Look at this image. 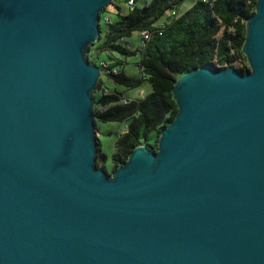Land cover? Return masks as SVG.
Listing matches in <instances>:
<instances>
[{"label": "water", "instance_id": "water-1", "mask_svg": "<svg viewBox=\"0 0 264 264\" xmlns=\"http://www.w3.org/2000/svg\"><path fill=\"white\" fill-rule=\"evenodd\" d=\"M112 0H0V264H264V0L250 71L175 82L154 149L97 166L89 60Z\"/></svg>", "mask_w": 264, "mask_h": 264}, {"label": "trees", "instance_id": "trees-1", "mask_svg": "<svg viewBox=\"0 0 264 264\" xmlns=\"http://www.w3.org/2000/svg\"><path fill=\"white\" fill-rule=\"evenodd\" d=\"M130 0H112V3L129 2ZM135 3L138 0H134ZM257 0H197L187 11L174 19L162 30V34L154 32L145 48L132 51L125 43L135 32L154 31L155 25L168 10H178L184 0H151L143 7L136 5L115 22H108L106 40L98 53L107 51L114 59L113 53L124 56L140 51L141 77L134 78L123 71L112 73L123 61L112 63L110 73L113 80L128 88H136L149 80L152 92L144 99L121 103V94L106 93L99 99V104L109 106L95 116L102 123L129 121L128 130L119 133L115 152L112 154L113 172L126 163L135 148L148 145L157 148L161 131L174 120L178 106L173 98L172 89L176 80L183 74L201 67L211 66L218 70L233 67L243 73L250 71L243 45L247 35V21L255 14ZM119 13L121 8L118 6ZM106 11V10H105ZM92 51V49H91ZM96 53V54H98ZM95 54V55H96ZM90 54L89 60L91 61ZM100 59L93 61L96 65ZM92 62V61H91ZM147 75V78L144 77ZM102 90V80L98 84ZM95 120V129L98 125ZM153 133L157 136L151 139ZM97 166L107 171L108 155L102 149L97 136ZM109 173V172H108Z\"/></svg>", "mask_w": 264, "mask_h": 264}, {"label": "rangeland", "instance_id": "rangeland-1", "mask_svg": "<svg viewBox=\"0 0 264 264\" xmlns=\"http://www.w3.org/2000/svg\"><path fill=\"white\" fill-rule=\"evenodd\" d=\"M195 0H184V3L182 6L175 10L179 13H184L187 11ZM197 1V0H196ZM151 2V0H138L136 2V5L139 7H143L146 3ZM118 6L121 8V13H119ZM130 11L129 6L126 2H119L115 5V3H111L106 11H104L101 16V30L102 34L98 42L91 45L90 50L96 51V53L99 52V49L104 45L106 40V33H107V27L108 23L105 20V15H107L112 22L118 21L120 19V15H125ZM172 13V10H168L165 14V16L162 18L164 20L168 16H170ZM127 42L130 45V48L132 51H136L140 48L142 37L139 32H135L130 38L127 39ZM97 55L100 59L106 60L109 63H113V58L110 57L109 52L104 51L101 53H98L94 56H92L90 59L91 61L97 60ZM113 56L116 58H121V60L124 62V65H117L116 68L120 70V72H124L126 75L134 78H140L141 77V68H140V61H141V52L138 51L136 54H132L129 56H124L119 52H114ZM102 89H105L108 93H119L121 96L125 97L129 100H139L144 99L146 96L151 94L152 92V85L150 84L149 80H146L143 82V84L136 88H128L122 84L116 83L113 78L109 77L107 74H103L102 76ZM101 90H96L94 93L95 98V104H94V114L95 111L99 112L100 104L99 99L102 96ZM95 120L98 119L95 116ZM130 122L126 121L123 123L118 122H109V123H102L100 121H97L98 129L96 132V135L100 138L102 143V149L104 153L108 155V162H107V171L112 174L113 173V163L111 161L112 154L115 152L116 149V143L119 139V133L123 131L125 126H127ZM157 134L153 133L151 136V139L154 140L156 138Z\"/></svg>", "mask_w": 264, "mask_h": 264}, {"label": "built area", "instance_id": "built-area-1", "mask_svg": "<svg viewBox=\"0 0 264 264\" xmlns=\"http://www.w3.org/2000/svg\"><path fill=\"white\" fill-rule=\"evenodd\" d=\"M203 1H204V2H209V0H203ZM127 5L129 6V9H130V10H134L135 7H136V3H135L134 0H130L129 2H127ZM181 14H182V13H179V12H177V11H175V10H172V13H171L170 16H168V17L165 18L164 20L161 19V20L155 25V28H156V29H155L154 31L145 30V31H141V32H139V33L141 34V37H142V42H141L140 48H145V47L147 46V43H148V41L151 39V37H152V35L154 34V32H158L159 34H162V30H163V28H165L168 24H170L174 19L178 18ZM164 16H165V15H164ZM104 17H105V20H106L107 23H108V22H112V21L110 20V18H109L107 15H105ZM101 18H102V16H101ZM120 43L124 44L127 48H130V45L127 44V43H125V40H124V39L120 40ZM90 54H91L92 56H94V55L96 54V51H94V50L91 51V50H90ZM113 60H114L113 63H117V62H119V61H122L121 58H116V59H115V57H114ZM123 65H124V64H123ZM98 66H99L100 69H101V78H100V80H102V76H103V74L110 73L111 70L108 71V69H110L111 63H109V62L106 61V60H101V61L99 62V64H98ZM112 73H114V74L117 75V74L120 73V70H118L116 67H114V68L112 69ZM144 77L147 78V75H144ZM101 91H102V94H106V93H108V92H106L105 89H102ZM131 101H132V100L126 99L125 97L122 96L121 103H123V104H127V103H130ZM108 107H109V106H102V105H100V109H99V111H100V112H103V111H105ZM127 130H128V126H125V128L123 129V131L120 132V135H121V134H124L125 132H127Z\"/></svg>", "mask_w": 264, "mask_h": 264}, {"label": "crops", "instance_id": "crops-1", "mask_svg": "<svg viewBox=\"0 0 264 264\" xmlns=\"http://www.w3.org/2000/svg\"><path fill=\"white\" fill-rule=\"evenodd\" d=\"M195 2H196V0L194 1V3H195ZM194 3H193V4H194ZM193 4H192V5H193Z\"/></svg>", "mask_w": 264, "mask_h": 264}]
</instances>
